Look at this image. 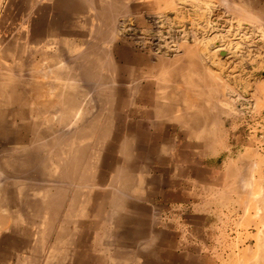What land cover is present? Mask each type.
I'll list each match as a JSON object with an SVG mask.
<instances>
[{
	"label": "rangeland",
	"instance_id": "obj_1",
	"mask_svg": "<svg viewBox=\"0 0 264 264\" xmlns=\"http://www.w3.org/2000/svg\"><path fill=\"white\" fill-rule=\"evenodd\" d=\"M245 98L264 0H0V264H264Z\"/></svg>",
	"mask_w": 264,
	"mask_h": 264
},
{
	"label": "built area",
	"instance_id": "obj_2",
	"mask_svg": "<svg viewBox=\"0 0 264 264\" xmlns=\"http://www.w3.org/2000/svg\"><path fill=\"white\" fill-rule=\"evenodd\" d=\"M244 104L247 107L248 113V128L251 129L250 132L254 135V148L260 157L262 163V172L264 176V114L256 115L253 113V105L249 98L244 99Z\"/></svg>",
	"mask_w": 264,
	"mask_h": 264
},
{
	"label": "bare ground",
	"instance_id": "obj_3",
	"mask_svg": "<svg viewBox=\"0 0 264 264\" xmlns=\"http://www.w3.org/2000/svg\"><path fill=\"white\" fill-rule=\"evenodd\" d=\"M228 1V0H227ZM83 3V2H82ZM226 3V2H225ZM229 5V4H228ZM227 5V6H228ZM200 6V5H199ZM220 7V6H219ZM200 8V7H199ZM189 20V19H188ZM203 22V21H202ZM38 26V25H37ZM182 34V33H181ZM214 39V38H213ZM208 41H210V40H208ZM207 41V42H208ZM204 42V41H203ZM202 43V42H201ZM219 48V47H218ZM202 49V48H201ZM203 50V49H202ZM6 55V54H5ZM1 57H2V59H3V57H4V54H1ZM202 60H203V58H202ZM208 61V60H207ZM201 62V61H200ZM201 64V63H200ZM202 65V64H201ZM207 65H208V63H207ZM202 66H204V65H202ZM208 68V67H207ZM215 70V69H214ZM221 73V72H220ZM14 77V76H13ZM59 82V81H58ZM68 87V86H67ZM180 89V88H179ZM20 93H21V91H20ZM27 96V95H26ZM176 98H177V96H175ZM26 99V98H25ZM76 99V98H75ZM22 101V100H21ZM39 101V100H38ZM23 102V101H22ZM27 102V101H26ZM191 102V101H190ZM193 102V101H192ZM24 103V102H23ZM41 103V102H40ZM24 105H26V104H24ZM26 107V106H25ZM47 109V108H46ZM39 112V111H38ZM41 113V112H40ZM20 114V113H19ZM23 116V115H22ZM24 117H25V115H24ZM52 131V130H51ZM27 132V131H26ZM35 132V131H34ZM45 132H46V130H45ZM27 134V133H26ZM25 134V135H26ZM38 134V133H37ZM40 134V133H39ZM48 137V136H47ZM45 144V143H44ZM129 161V160H128ZM129 169V168H128ZM34 181V180H33ZM8 220V219H7ZM261 242H262V240H261ZM259 243H260V241H259ZM262 243H260V245H261ZM259 245V246H260ZM262 247H264V246H262ZM258 248H260V249H262L261 247H258ZM262 251H264V249L262 250ZM259 252V251H258ZM263 253V252H262ZM261 253V254H262ZM259 256V255H258ZM258 258V257H257ZM260 258H261V255H260Z\"/></svg>",
	"mask_w": 264,
	"mask_h": 264
},
{
	"label": "crops",
	"instance_id": "obj_4",
	"mask_svg": "<svg viewBox=\"0 0 264 264\" xmlns=\"http://www.w3.org/2000/svg\"><path fill=\"white\" fill-rule=\"evenodd\" d=\"M193 146H195V145H193ZM198 147H199V145H198Z\"/></svg>",
	"mask_w": 264,
	"mask_h": 264
}]
</instances>
